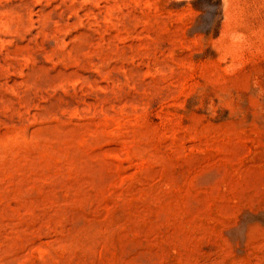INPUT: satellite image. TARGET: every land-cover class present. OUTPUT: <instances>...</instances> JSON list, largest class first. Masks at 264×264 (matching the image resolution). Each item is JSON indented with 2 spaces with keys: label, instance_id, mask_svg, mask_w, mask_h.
<instances>
[{
  "label": "rangeland",
  "instance_id": "obj_1",
  "mask_svg": "<svg viewBox=\"0 0 264 264\" xmlns=\"http://www.w3.org/2000/svg\"><path fill=\"white\" fill-rule=\"evenodd\" d=\"M0 264H264V0H0Z\"/></svg>",
  "mask_w": 264,
  "mask_h": 264
}]
</instances>
